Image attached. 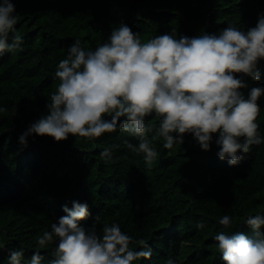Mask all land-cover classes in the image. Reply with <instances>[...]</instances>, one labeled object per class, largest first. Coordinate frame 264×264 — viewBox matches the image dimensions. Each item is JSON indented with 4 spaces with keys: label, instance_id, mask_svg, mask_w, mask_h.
<instances>
[{
    "label": "trees",
    "instance_id": "16d2710c",
    "mask_svg": "<svg viewBox=\"0 0 264 264\" xmlns=\"http://www.w3.org/2000/svg\"><path fill=\"white\" fill-rule=\"evenodd\" d=\"M11 2L24 44L21 51L0 56V108L5 109L0 111V264L13 249H23L25 259L33 251L52 259L55 240L45 248L37 240L73 201L88 205L90 215L80 221L86 230L117 223L133 240L151 246L152 256L135 264H165L168 258L178 264H224L215 234H251L246 218L264 214V143L250 146L235 166L218 158L215 136L208 151L190 133L183 134L182 144L164 149L155 113L145 117L158 152L151 162L127 147L139 138L122 130L91 138L69 135L59 142L33 135L26 147L18 137L48 114L46 105L59 85L56 67L73 40L94 49L121 23L142 42L163 34H218L228 24L247 31L264 14V0ZM258 63V82L234 74L248 84L245 95L264 86V60ZM257 103V132L264 137V96ZM106 148L110 158L101 156ZM224 214L232 217L227 229L218 223ZM198 223L205 227L197 228Z\"/></svg>",
    "mask_w": 264,
    "mask_h": 264
},
{
    "label": "clouds",
    "instance_id": "9594fccd",
    "mask_svg": "<svg viewBox=\"0 0 264 264\" xmlns=\"http://www.w3.org/2000/svg\"><path fill=\"white\" fill-rule=\"evenodd\" d=\"M18 18L11 0H0V56L23 48V37L15 27ZM261 60L264 14L247 31L228 24L218 34L179 38L163 34L143 42L139 33L121 23L107 42L94 49L86 50L79 39L72 41L55 70L59 85L46 105L48 114L30 124L18 142L26 147L33 135L59 142L69 135L91 138L122 130L139 138L138 144L127 147L151 162L158 152L145 117L155 113L160 117L157 131L164 149L182 144L183 134L190 133L200 149L208 151L215 136L218 158L235 166L250 146L264 143L256 123L264 86L252 87L245 95L242 90L248 84L234 74L258 82ZM110 155L107 148L101 153ZM62 211L65 215L37 240L39 248L55 240L52 259L46 261L40 251L25 259L23 249H13L6 264H135L152 256L148 243L133 240L117 223L105 224L100 231L95 225L82 227L80 221L90 215L87 203L73 201ZM218 223L230 228L232 217L224 214ZM245 224L251 234H215L224 264H264V214L248 216ZM165 264L178 261L168 258Z\"/></svg>",
    "mask_w": 264,
    "mask_h": 264
}]
</instances>
